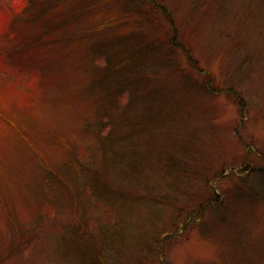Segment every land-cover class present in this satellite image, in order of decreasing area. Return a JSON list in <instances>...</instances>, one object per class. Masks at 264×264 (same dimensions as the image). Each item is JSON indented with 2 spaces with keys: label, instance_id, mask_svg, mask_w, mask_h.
<instances>
[{
  "label": "rangeland",
  "instance_id": "rangeland-1",
  "mask_svg": "<svg viewBox=\"0 0 264 264\" xmlns=\"http://www.w3.org/2000/svg\"><path fill=\"white\" fill-rule=\"evenodd\" d=\"M36 1L54 3L43 25L19 13L24 0H0V107L14 121L0 123V264H264V0H130L131 19L117 25V0ZM110 63L112 74L88 85L92 64ZM34 70L40 90L19 109L14 87ZM121 82L129 116L150 114L153 100L150 133L136 141L152 153L165 144L169 169L137 150L141 172L121 175L120 160L101 177L102 162H82L107 184L86 205L81 186L65 191L44 174L63 166L67 143L98 152L82 128ZM130 187L145 192L141 203L170 192L179 202L155 206L158 225L144 226L141 248L129 231L137 208L116 203ZM207 199L193 221H176L180 205L185 213Z\"/></svg>",
  "mask_w": 264,
  "mask_h": 264
},
{
  "label": "trees",
  "instance_id": "trees-1",
  "mask_svg": "<svg viewBox=\"0 0 264 264\" xmlns=\"http://www.w3.org/2000/svg\"><path fill=\"white\" fill-rule=\"evenodd\" d=\"M140 1H142L143 3L146 2V4L150 6L156 5V0H140ZM128 2H130V0H117L116 5L118 6V8H121L122 16L121 17L114 16L115 18L114 23H116V25L119 23H123L125 19H128V20L131 19L130 18L131 13H129V11L127 10ZM53 5L54 3L50 2L48 6L45 7L42 5L41 2L38 4L36 0H24V4L20 8L19 13H22L23 15H25V17H28L27 21H34V22L38 21V24L39 23L41 24L42 22H44L43 19L46 17V15L49 17V15L47 14L48 13L47 10H50L49 9L50 7L52 10ZM25 17H23V19H26ZM56 25H58L59 28H64L66 27V21L60 20V22H57ZM44 57H45L44 55H42V57H37L36 61H42ZM124 61L122 62L120 61L117 65H115L116 69L119 67H122ZM108 65L109 66H105V68H103V66L99 68L96 64H92V67L90 70L91 71L93 70L94 72L96 71V74L90 72L89 77H91V80L88 85L92 86L94 82H97L100 80L103 81L104 78L109 77L112 74L111 70H114V68H110L111 63ZM36 72L37 70H34L33 72H24L25 74L24 78L25 76L28 77L29 75V79L27 80L25 79V83L18 82L17 85L14 87L17 90L16 93L18 94V98L15 100V104L17 105L19 109H21L22 107L30 108L34 103V99L36 98V95L34 93L40 90V87H38L37 82L32 83V80L38 77V75H36L37 74ZM29 80L31 81V83ZM126 82H121V84H117L120 86L114 85L115 87L112 86V88H108V90L105 88V91L102 93V95H100L101 97H100L99 104L101 106H100V110L96 113L97 115L95 117L96 119L94 120L92 124L88 123L82 128V133L85 136L92 138L91 139L92 144L98 147L99 149L98 152L94 147H90L92 145L87 144V143H84L82 146H80V149H78L77 147H74L70 143H67L65 146V152L67 155V159L65 160L63 166L61 165V168L59 170L53 171V172H50V171L48 172L43 168V170L46 171V173L44 174V179H46L47 181L48 180L57 181V184L60 188L62 187L64 188V186L66 187L64 188L65 191L66 190L70 191L71 185H73L74 187L77 184L81 186L79 188V191L81 193V190H82V197L81 196L80 197L81 199L83 198V203L85 202L86 205H88L89 199L94 198L95 196H97V193H100V187L101 186L104 187L103 184H106V183H104V181L101 182L99 179H97L95 174H92V173L87 174L86 169H85L87 167L83 166L81 164L82 162L83 163H86V162L93 163L96 160H99L100 162H102L103 164L102 171L104 172H102L100 176L103 177L105 176V172H108L109 170V163L111 164L118 163L121 160L123 161V165L126 166V168H122L120 170L121 175H124L126 173L128 174L134 173L136 170L141 172L138 166L135 164V160L131 158L134 154L141 152L143 154H149L148 157L153 154V158L155 156L156 158L161 159V161L162 159H164V166L168 168L166 166V163L168 162L166 153H169L170 151L165 146V144L162 146V149H159L158 151L156 150L152 153L149 148H148L149 150L148 151L146 148L142 147L136 141V139L142 135L143 131L146 133H150V129H151L150 123L152 122V120H149V119H150V116L154 118V114H157V111H155V113L152 112L154 105H153V100H151V102L148 104V107H146L147 108L146 110H149L150 108V114L148 112H143L141 116L132 117L126 114V112H123L122 109L124 106L121 107L118 104V101L122 93L121 87L125 86L127 84ZM35 89L38 91L32 92V90H35ZM119 118L123 120L127 119L126 126L129 125L128 130L126 132L122 131L120 134L113 133L112 129L114 130L116 129L113 127ZM0 123L2 124L8 123L9 125H12L14 123V121L10 118V116L4 112L3 106L0 107ZM14 130L16 131V133H18V136L21 139V141L27 143L28 146L32 150H34V148L30 145L29 141L26 139L23 133L22 132L20 133L19 130L16 128ZM82 155H83V158H81ZM117 167H119V165H117L116 168ZM114 172L117 174L116 169ZM221 174L223 173L221 172ZM172 175H173V172H170L168 174V176H172ZM175 177L176 176L174 175V179ZM123 178L126 179V177L124 176ZM171 179L172 180L169 183H166V186L170 189H173V187L175 186V183H174L173 177ZM148 188L149 186L148 187L145 186L144 190L146 191ZM122 192L124 193L118 194L116 203L118 205L127 207L129 211L133 204L137 208L136 210L137 216L132 221V224H131L132 228L129 231L133 234H136V235H132L133 238L131 240L135 239L136 245L138 246V248H141L140 244H146V243H143L144 241H141L142 236H140V234H142L143 231L146 230L144 226L145 225H151V226L158 225L155 223L158 219V216L161 214V211L159 210L154 211V208H156L155 206H157L158 203L163 204L164 202H168L169 196L167 194H163V195H159V199H157L152 194V197L150 198L151 202L142 201L141 203L140 202L141 199L139 198V195H142L143 197H145L144 195L145 192L144 193L136 192L135 189L131 187L127 189H122ZM146 192L148 195H150L149 190ZM173 195L175 196V194H172V192H170L169 204L176 205L177 198H174ZM107 199L112 200L113 198L109 197ZM109 202L111 203V205L114 204V202L112 201H109ZM177 203L179 202L177 201ZM210 203H211L210 200L207 199L203 203L205 204L204 208L201 207L202 203H199L193 208H188L185 213L183 209L184 206L179 204L181 213H180V216L177 217V220L176 219L174 220L178 221V220L183 219V222L185 223L188 221H193L192 218L195 216H200L207 209ZM145 205H147L148 213L143 215L142 210L144 209ZM121 222L122 220L116 219L117 224H121ZM174 223L175 221L171 223V225H173ZM172 230L173 232H175L177 228L176 227L166 228L163 230L164 232L162 234H165L166 231L171 232ZM160 236L161 235L157 237L160 238ZM154 238L157 239L156 237ZM156 244H161V242L159 240L156 241L153 247V252H152L153 254L156 253L157 248H158V245L156 246ZM134 256H135V261H137V256L136 255ZM151 258L154 259L153 257ZM151 258L148 259L150 262L153 261ZM159 264H164V262H160Z\"/></svg>",
  "mask_w": 264,
  "mask_h": 264
}]
</instances>
